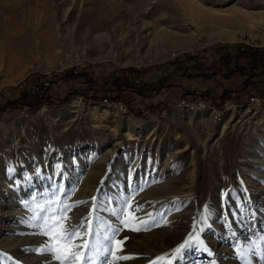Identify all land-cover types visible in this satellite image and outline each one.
I'll return each instance as SVG.
<instances>
[{
  "label": "rangeland",
  "instance_id": "obj_1",
  "mask_svg": "<svg viewBox=\"0 0 264 264\" xmlns=\"http://www.w3.org/2000/svg\"><path fill=\"white\" fill-rule=\"evenodd\" d=\"M51 7L54 25L73 28L74 50L92 47L109 57L80 56L65 64L36 52L33 67L19 78L6 68L14 61L0 57V103L31 89L37 78L53 81V103L62 99L0 112V264H56L35 251L45 238L26 223L31 213L24 207L53 183L63 185L71 201H88L69 213L70 225L88 215L91 197L107 201L109 211L97 215L121 229L114 238L123 241L119 254L133 257L114 261L109 255L114 264H150L164 253L169 255L158 264H242L237 246L249 249L248 264H264V45L229 39L176 45L177 37L216 30L251 31L263 39L264 0H0V56L11 41H41L36 34L49 31ZM160 30L172 36L164 41L168 58L125 63L144 54V38ZM247 47V55L237 54ZM69 69L85 70L100 87L117 79L131 89L106 103L103 95L82 93L87 81L66 75ZM144 83L149 86L134 89ZM196 90L199 98L188 97ZM225 91L231 94L221 101ZM251 95L259 100L250 101ZM220 105L221 122L212 123L210 114ZM127 197L133 201L129 224L148 221L140 231L119 223L127 213L111 212L127 207ZM136 205L143 207L135 211ZM202 214L207 219L194 235L208 251L189 250L177 262L172 250Z\"/></svg>",
  "mask_w": 264,
  "mask_h": 264
},
{
  "label": "snow or ice",
  "instance_id": "obj_2",
  "mask_svg": "<svg viewBox=\"0 0 264 264\" xmlns=\"http://www.w3.org/2000/svg\"><path fill=\"white\" fill-rule=\"evenodd\" d=\"M224 195L228 194L225 193ZM87 203L88 201L83 200L71 201L69 191L58 183H53L51 188L44 193L34 195L31 202H25L24 207L31 213L26 223L38 230L34 234L45 238L43 245L35 251L50 254L56 264H97V260L99 264H114V261L133 258L119 254L123 241L114 240V238L121 229L108 224L100 215H97L100 211H109L107 201H102L99 196L91 197L92 207L87 216L82 217L79 223L69 224V221L73 220L69 213L80 205ZM123 205L127 207L122 206L120 209H111V212L117 216L127 213V216L119 220L124 228L140 231L142 227L147 226L148 221L145 220L138 221V225L135 227L129 224L128 216L131 215L129 209L133 206L131 197L124 198ZM142 207V205H136L134 210L140 211ZM147 215L150 218L152 217L151 213ZM132 218L136 219L135 217ZM206 219V214H202L199 222L194 219L193 232H190L189 237L172 250L174 260L179 262L182 255L189 250L208 251L206 247H201L204 242L199 236L194 235L197 232L198 223H203ZM82 229L86 230L82 231ZM199 230L202 231L203 229ZM100 232H102V237L93 239ZM261 239L264 240V237H261ZM78 240L83 242L77 243ZM114 243L115 248L113 247ZM237 249L242 264H248L249 249L241 250L238 246ZM109 255L114 258V261L108 260ZM168 255L169 253H164L157 256L150 261V264H158ZM167 264H172V262L168 261ZM213 264H215L214 261Z\"/></svg>",
  "mask_w": 264,
  "mask_h": 264
},
{
  "label": "bare ground",
  "instance_id": "obj_3",
  "mask_svg": "<svg viewBox=\"0 0 264 264\" xmlns=\"http://www.w3.org/2000/svg\"><path fill=\"white\" fill-rule=\"evenodd\" d=\"M49 1L50 4H55L57 0L55 1L49 0ZM26 6L27 3H24L21 6V11L24 12L23 15L24 17H26V11H25ZM48 10L51 11L52 13L50 15L51 27L49 31L46 32V34H43L45 32L36 34V36H38L39 38L43 37L41 41L39 40L36 41L35 39H31L32 43L30 41H27V43H22L20 45H17L14 41H11V43H9L2 51V54L0 56L1 58H3L4 60L6 58L7 60L10 61V64L12 61H14L11 64L12 67H8L9 65H7L6 68L8 71L10 72L12 71L11 73L16 74L17 78L22 77V75H24V73L27 72L29 68L33 67L34 62H31L30 60L34 61L33 55L36 52L49 53L51 59H63L65 64L72 63L76 60V58L80 59L81 57L94 59V60L109 57V52H103L104 50L95 51L94 49H92V47H83L82 53H78V51L74 50L76 38L74 35L73 28L72 27L65 28V26L59 27L58 25L57 26L54 25L52 23L54 22L52 7ZM67 12H68L67 9L63 11L64 17L67 15ZM28 14H30L29 9L27 15ZM33 27L39 29V22L35 21ZM25 33H26L25 36H27L28 33L27 32ZM149 34L152 33H148V35ZM244 35H248L247 39L244 37ZM149 37L150 38H144V40L147 39V43L149 45L147 51H145L144 54L141 53L139 55L134 54L133 57H128L127 60H125L126 64L128 63V64L137 65L141 63L143 60H146V62L149 60H153V61L164 60L170 56L164 41L167 40V38L170 39L172 37L171 35L166 33L164 30H160L156 34H153V36L149 35ZM257 38H260L261 40H258ZM216 39L245 40L248 42H253L252 44L264 45V38L262 39L261 37H256L254 33H252L251 31H243V30H240L239 32H234V31L230 32L228 30H216L215 32L208 34V36H203L200 38L194 37L192 35L185 37H177L176 45L179 47V49H187L193 46L207 44L208 42L212 40L215 41ZM136 41L137 42L135 46H137L138 48L140 47V39L137 38ZM100 46H103V44L101 43ZM68 51H70L71 54H69ZM0 63H3V61L0 60ZM229 107L230 106H228V108ZM212 115L213 112L210 114L211 118L213 117ZM220 122L221 121H219L217 124H219Z\"/></svg>",
  "mask_w": 264,
  "mask_h": 264
},
{
  "label": "trees",
  "instance_id": "obj_4",
  "mask_svg": "<svg viewBox=\"0 0 264 264\" xmlns=\"http://www.w3.org/2000/svg\"><path fill=\"white\" fill-rule=\"evenodd\" d=\"M247 51H248V47L245 50H239L237 52V54L238 55H247ZM252 55L253 56L257 55V51L255 50L254 54H252ZM84 71L85 70H83V72L82 71L79 72L76 69H69V70H66V72H65L66 75L71 74V75H76V76H83L85 78V81H87L86 82L87 87L81 88L82 93L91 92V95H94V96L100 97L103 95V96H108L112 100H119V99H122L121 98L122 90L124 88H127V89L130 88V87L126 86L125 84H123L121 81H118L117 79H112V80H110V82H105V85L100 87L99 85H97V82L95 80L91 79L90 77L86 78L88 75ZM52 82L42 81V80L39 81V79L37 78L36 83L31 87V89L22 90L17 95V97H15L13 99V101L6 100V101H3L2 103H0V112L6 110L10 106L28 105L29 107H33L36 104L43 102V101H45L48 105H53V104L59 105L62 102V99H59L58 101H55V103H53L52 99L50 100V98L48 97V91L50 89V84ZM153 82L154 81L150 82L149 85L153 86L154 85ZM127 84H129V83L127 82ZM149 85L147 83H144V84H140V85L137 84L136 88H134L133 86L132 87L134 89H138V88L148 87ZM93 86H95V87H93ZM89 88H90V90H88ZM97 88H100V89H97ZM260 90H262V89H260ZM253 92L257 93L256 90H251V93H253ZM230 94H231V92L226 93V91H225L222 95H220L221 97H223L221 101H224V99L229 98L228 96ZM209 95H210V97L214 96L211 91H210ZM200 96H201V94L198 93L197 90L194 94H192L190 92V94L188 95V97L195 98V99L199 98ZM206 96L207 95L205 94V96L203 98H206ZM239 98L242 99L243 96H240ZM220 107H221V105H220Z\"/></svg>",
  "mask_w": 264,
  "mask_h": 264
},
{
  "label": "built area",
  "instance_id": "obj_5",
  "mask_svg": "<svg viewBox=\"0 0 264 264\" xmlns=\"http://www.w3.org/2000/svg\"><path fill=\"white\" fill-rule=\"evenodd\" d=\"M250 101H254V100H259V97L255 96V95H251L249 97ZM109 97L108 96H103L102 97V101L108 103L109 101ZM219 108H223V107H219ZM224 112V108L223 109H213V117H212V122L213 123H218L221 120V117L223 115Z\"/></svg>",
  "mask_w": 264,
  "mask_h": 264
},
{
  "label": "crops",
  "instance_id": "obj_6",
  "mask_svg": "<svg viewBox=\"0 0 264 264\" xmlns=\"http://www.w3.org/2000/svg\"><path fill=\"white\" fill-rule=\"evenodd\" d=\"M168 88H169V89H167V92H166V93H168V92H169V94H171L172 92H171L170 90H171V88H172V87H171V86H169ZM169 94H168V95H169ZM170 96H171V95H170ZM170 96H168V99H170V98H171ZM174 98H175V97H174Z\"/></svg>",
  "mask_w": 264,
  "mask_h": 264
}]
</instances>
